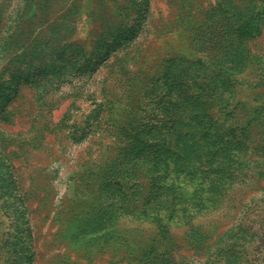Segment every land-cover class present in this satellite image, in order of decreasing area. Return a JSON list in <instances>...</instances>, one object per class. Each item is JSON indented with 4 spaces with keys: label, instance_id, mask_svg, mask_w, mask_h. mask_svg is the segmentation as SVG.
I'll return each mask as SVG.
<instances>
[{
    "label": "rangeland",
    "instance_id": "374dc122",
    "mask_svg": "<svg viewBox=\"0 0 264 264\" xmlns=\"http://www.w3.org/2000/svg\"><path fill=\"white\" fill-rule=\"evenodd\" d=\"M0 264H264V0H0Z\"/></svg>",
    "mask_w": 264,
    "mask_h": 264
}]
</instances>
